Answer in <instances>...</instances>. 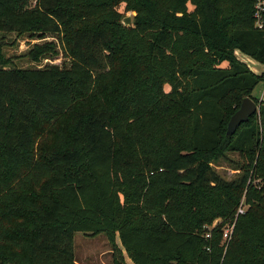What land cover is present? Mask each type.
Masks as SVG:
<instances>
[{"label":"trees","instance_id":"16d2710c","mask_svg":"<svg viewBox=\"0 0 264 264\" xmlns=\"http://www.w3.org/2000/svg\"><path fill=\"white\" fill-rule=\"evenodd\" d=\"M255 2L0 0V31L55 33L70 62L5 67L0 37V264H78L76 230L112 264H264V70L236 52L264 64Z\"/></svg>","mask_w":264,"mask_h":264},{"label":"rangeland","instance_id":"374dc122","mask_svg":"<svg viewBox=\"0 0 264 264\" xmlns=\"http://www.w3.org/2000/svg\"><path fill=\"white\" fill-rule=\"evenodd\" d=\"M192 7V5L190 4ZM119 9L123 11V17L126 15L132 16L135 15V11L131 9H124V3L119 5ZM124 24V23H123ZM0 37L2 38V49L6 57L10 59L9 62L4 63L5 67H39L47 63H58L60 65L69 62V57L66 54L61 39L58 38V35L55 33L48 32L44 36L42 35H31L29 32H18V31H0ZM47 41H53L56 44L57 52L51 54H44L40 56L38 60L32 57L30 54V49L34 46L35 43H45ZM237 55L242 60L246 61L252 69L257 72H262L264 70V64L259 62L249 54L236 50ZM167 88L169 87L166 85ZM253 94L259 98H264V81H261L256 85L253 90ZM237 156V154H233ZM219 171L227 178L235 177L236 173L226 160H221L218 164ZM245 210L247 205L243 203V198L240 201L236 214L239 212V208ZM233 219H227L223 222V226L231 224ZM223 221L221 216H217L213 223L207 225H216L217 223ZM118 245L121 246L119 237L116 238ZM112 245L105 232H99L96 234H91L82 230H76L74 234V251L75 257L78 264H112ZM124 255L128 264H135L133 260L127 255L124 251Z\"/></svg>","mask_w":264,"mask_h":264},{"label":"water","instance_id":"95a60500","mask_svg":"<svg viewBox=\"0 0 264 264\" xmlns=\"http://www.w3.org/2000/svg\"><path fill=\"white\" fill-rule=\"evenodd\" d=\"M122 22L125 25L132 24V16L126 15L122 18ZM259 108V103L255 101L253 97H244L240 106L236 109V111L231 115L229 119L227 133H234L241 122L247 119L252 113L258 112Z\"/></svg>","mask_w":264,"mask_h":264},{"label":"built area","instance_id":"2783aa9c","mask_svg":"<svg viewBox=\"0 0 264 264\" xmlns=\"http://www.w3.org/2000/svg\"><path fill=\"white\" fill-rule=\"evenodd\" d=\"M254 16L256 18V24L259 27H264V0H256L255 2V11H254ZM244 209L242 206L239 208V212H243ZM234 226V222L231 223L230 225H227L224 228V236L229 238L232 233V228ZM207 235H210V232H207Z\"/></svg>","mask_w":264,"mask_h":264},{"label":"crops","instance_id":"0c3cea01","mask_svg":"<svg viewBox=\"0 0 264 264\" xmlns=\"http://www.w3.org/2000/svg\"><path fill=\"white\" fill-rule=\"evenodd\" d=\"M261 99H264V98H261ZM233 168V167H232ZM234 169V168H233ZM236 170V169H235ZM83 264H85V263H83Z\"/></svg>","mask_w":264,"mask_h":264}]
</instances>
